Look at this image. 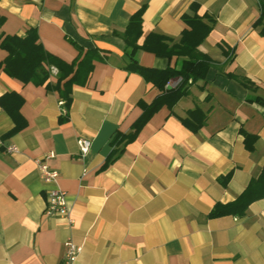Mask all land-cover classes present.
I'll return each instance as SVG.
<instances>
[{
	"label": "crops",
	"instance_id": "1",
	"mask_svg": "<svg viewBox=\"0 0 264 264\" xmlns=\"http://www.w3.org/2000/svg\"><path fill=\"white\" fill-rule=\"evenodd\" d=\"M192 2L199 15L215 18L198 48L217 64L205 83H193L171 108L154 112L103 166L112 135L128 132L141 113L137 102L149 103L158 92L124 69L125 46L115 32L143 7L138 44L152 31L177 41ZM259 14V0H0V39L35 27L40 45L68 63L92 47L104 59L72 85L63 122L57 90L0 68V96L19 94L24 119L7 135L14 122L0 107V264H59L68 239L81 247L75 264H264V196L242 216H208L216 202L235 199L264 165V35L252 24ZM230 49L228 60L223 50ZM6 55L0 47V62ZM135 55L143 66L167 65L148 51ZM55 72L51 68L47 81H56ZM234 75L246 76L256 91ZM254 96L263 103L248 100ZM195 106L207 118L191 131L179 117ZM241 130L256 135L252 151ZM83 137L85 155L77 145ZM10 145L17 151L7 152ZM46 151L54 153L47 164L58 173L71 223L43 212L47 186L35 160Z\"/></svg>",
	"mask_w": 264,
	"mask_h": 264
},
{
	"label": "trees",
	"instance_id": "2",
	"mask_svg": "<svg viewBox=\"0 0 264 264\" xmlns=\"http://www.w3.org/2000/svg\"><path fill=\"white\" fill-rule=\"evenodd\" d=\"M197 8L198 4L192 2L189 5V12L181 15L185 27L181 30L177 41H173L167 35L152 31L145 36L141 44H138L137 41L141 35L143 7L129 16L122 33L115 32L121 37L125 46L127 62L124 69L140 75L144 81L150 82L158 92L149 103L143 100L137 102L141 108V113L133 121L128 132L116 131L112 135L110 139L111 149L103 166L111 163L121 154L124 146L135 139L136 134L154 112L162 106L171 108L182 96L188 94L189 87L193 83L199 80L205 83L209 69L217 64L198 48L212 30L216 22L215 18L208 14L199 15ZM259 10V17L252 24L253 26H261L260 33L264 35L262 23L264 0H259ZM40 44L35 27H30L21 36L15 34L3 36L0 39V47L7 52V55L0 62V68L7 75L24 83L43 84L47 89L57 90L65 109V113L59 116V121L63 122L68 117L72 85L83 83L93 68V62L104 59L99 54V49L92 47L86 49L80 58L68 63L46 51ZM138 50L148 51L157 57L165 58L167 65L164 68H155L139 64L135 55ZM223 51L227 59L230 60L233 56V49ZM177 63L178 66H176ZM51 68L56 71L54 83L47 81L51 75ZM228 76H233V74L228 73ZM234 76L245 88L256 91L257 87L246 76ZM174 77L179 78L178 82L172 87L168 86L169 80ZM248 100L263 103L259 96L249 97ZM21 103L22 97L15 92H8L0 96V107L14 122V126L6 133L7 135L24 126V119L19 113ZM206 118V112L198 106L189 109L185 116L179 117L181 123L191 131L200 128L205 123ZM241 131L245 148L252 151L256 135ZM229 177L230 173L222 178V182L226 183ZM263 196L264 165L256 177L250 178L246 187L235 199L226 203L216 202L208 216L211 218L223 215L242 216L251 202Z\"/></svg>",
	"mask_w": 264,
	"mask_h": 264
},
{
	"label": "built area",
	"instance_id": "3",
	"mask_svg": "<svg viewBox=\"0 0 264 264\" xmlns=\"http://www.w3.org/2000/svg\"><path fill=\"white\" fill-rule=\"evenodd\" d=\"M77 145L81 155H85L89 149L88 139H84V137L79 138L77 140ZM6 151L10 153L16 152L17 147L14 145L7 146ZM53 156V151H46L41 157L35 160L39 177L47 186L45 190L46 198L43 212L46 215H57L65 218L68 223H71L72 219L68 213L69 209L66 201V194L56 185L58 173L56 170L51 169L47 164V160L53 158ZM80 250L81 247L79 245L74 244L70 239H68L65 241V252L63 257H61L62 260L59 264H75Z\"/></svg>",
	"mask_w": 264,
	"mask_h": 264
}]
</instances>
